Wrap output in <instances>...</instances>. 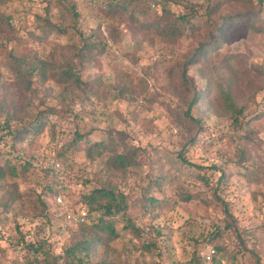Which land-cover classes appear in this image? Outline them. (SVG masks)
Masks as SVG:
<instances>
[{
    "label": "rangeland",
    "instance_id": "1",
    "mask_svg": "<svg viewBox=\"0 0 264 264\" xmlns=\"http://www.w3.org/2000/svg\"><path fill=\"white\" fill-rule=\"evenodd\" d=\"M117 1L106 17L99 0H0V264L86 237L53 197L76 209L98 188L126 210L85 264H205L210 246L208 264H264V0Z\"/></svg>",
    "mask_w": 264,
    "mask_h": 264
},
{
    "label": "trees",
    "instance_id": "2",
    "mask_svg": "<svg viewBox=\"0 0 264 264\" xmlns=\"http://www.w3.org/2000/svg\"><path fill=\"white\" fill-rule=\"evenodd\" d=\"M89 3L91 1L96 0H87ZM101 1L103 5L97 4V10L101 11L105 14L106 17L112 16L115 12L122 11L123 7L121 3H119L117 0H99ZM96 4V3H95ZM78 14L77 12L73 11L72 17L77 18ZM183 18V17H182ZM45 26L47 27L46 30L48 32L51 31H57V32H64V28H61L60 26H57L55 24L50 23V21L45 20ZM159 33H164L165 36L174 38L176 35V31L173 26L170 25H162ZM85 46V47H84ZM214 45H207L206 47L203 46V44H200L194 51L196 55H202L204 56L206 52L209 50H212ZM84 50H91L93 48H96L97 46L94 44V42L85 43L83 45ZM194 56V55H193ZM15 58V57H14ZM192 59L189 58L186 60L188 64L192 63ZM185 62V63H186ZM65 75V79L74 81L78 80V77H74L71 73L63 72ZM181 77L186 80L187 78V71L185 67L183 70H181ZM76 78V79H75ZM27 77L20 75L18 77V82L24 87L28 88L29 82H27L26 85H23V82L26 83ZM224 99L226 103V107L229 109L228 111L233 112L231 115H233L234 120H238L239 116L243 113V108L239 107L237 108L234 104V102L231 100L228 93H224ZM200 97V96H199ZM202 97V96H201ZM199 101L198 96L196 93H193L190 100L187 103V107L185 110V115L188 116L192 121L196 122V119L191 116V109L192 107ZM249 121H245V124H248ZM35 126V125H34ZM38 127H29L26 131L27 133L29 131H36ZM113 161L117 162L118 164L122 165L124 164V161L126 162L127 159H124L123 156L115 155L113 157ZM242 156H240V159ZM242 160V159H241ZM238 163L240 164L241 161L239 160ZM56 194V191L55 193ZM83 205L87 208V216L85 219H88L90 223H82L80 224L81 229L87 225L88 231L86 228H83L86 230V233L88 234L86 237H82L81 239H78L72 244H70L68 247H66L62 254L54 255L49 248L45 247V245H35V243L30 244L27 247V251L30 254L31 259L28 261L27 264H85L84 258L88 256V252L92 250L96 244L102 242L100 241V238H105L106 240H111L117 237V232L115 231V225L118 222L120 218H123L119 215V212H125L126 210V204L124 201V197L121 194H115L113 191H110L108 189L104 188H98L91 191V193L85 195L83 197ZM101 211V215H97L95 218H92L90 216L92 211ZM113 215H118V219L114 218ZM136 235H138L140 232L139 228L134 227L132 230ZM45 243V242H44ZM214 258V257H213ZM212 258V260H213ZM86 260V259H85ZM94 264H107L104 261H98Z\"/></svg>",
    "mask_w": 264,
    "mask_h": 264
},
{
    "label": "built area",
    "instance_id": "3",
    "mask_svg": "<svg viewBox=\"0 0 264 264\" xmlns=\"http://www.w3.org/2000/svg\"><path fill=\"white\" fill-rule=\"evenodd\" d=\"M49 164L52 166L53 169L61 168V165L55 159H50ZM54 203L60 207L63 211L65 220L69 223L77 225L83 222L87 216V208L86 206H80L79 208H72L70 204L65 200L64 194L62 191H58L54 197ZM215 248L210 246L204 253H203V263L208 264L211 262L213 256L215 255Z\"/></svg>",
    "mask_w": 264,
    "mask_h": 264
}]
</instances>
